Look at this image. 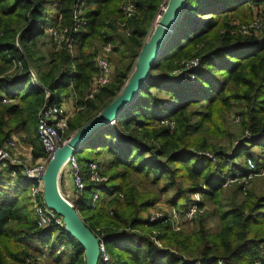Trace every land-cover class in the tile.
I'll use <instances>...</instances> for the list:
<instances>
[{
  "label": "trees",
  "instance_id": "16d2710c",
  "mask_svg": "<svg viewBox=\"0 0 264 264\" xmlns=\"http://www.w3.org/2000/svg\"><path fill=\"white\" fill-rule=\"evenodd\" d=\"M120 1L80 0L85 25L73 31L76 0H0V147L21 132L32 160L44 157L35 126L46 102L43 90L50 104L59 105L67 89L73 98L75 112L67 118L64 138L117 96L161 2L124 0L132 7L126 18ZM261 7L264 0H185L136 97L74 155L89 194L77 214L102 243L108 256L103 264H264V174L245 185L237 180L223 186L234 173L244 177L246 160L257 172L264 169V30L235 33L236 24L250 16L264 17ZM50 29L66 30L70 47H54ZM106 45L112 75L88 99L95 58ZM193 59L198 62L193 81L171 74ZM231 112L239 118L238 132L229 126ZM87 145L91 157L81 156ZM89 162L97 164L104 182L87 181ZM12 169L1 168L0 176ZM193 193L206 208L187 226L173 230L167 213L149 220L160 195L169 194L165 204L181 212ZM34 218L26 189L0 198V264L33 251L32 240L44 229H35ZM54 228L70 249L55 257L63 256L62 264H84L81 246ZM99 260L98 255L96 264Z\"/></svg>",
  "mask_w": 264,
  "mask_h": 264
},
{
  "label": "built area",
  "instance_id": "2783aa9c",
  "mask_svg": "<svg viewBox=\"0 0 264 264\" xmlns=\"http://www.w3.org/2000/svg\"><path fill=\"white\" fill-rule=\"evenodd\" d=\"M123 14L126 18L130 17L132 14V7L130 4H124L123 5ZM82 11L80 8V0H76L74 2V10L72 13V20L74 22V30L77 31L80 30L85 25L84 18H81ZM261 18V17H260ZM264 18V17H262ZM259 19V18H258ZM257 20V19H256ZM258 22H254L252 25H249V29H254L256 27H259ZM243 29V33L245 35L248 33ZM66 30H56V29H50L48 31V35L50 37V41L54 47H59L63 43L66 44V46L70 47V42L65 36ZM15 46L17 44L15 43ZM103 55L97 56L95 58V66L97 69V75L93 76L89 90L87 93L86 98L91 99L92 96L98 91L99 88L107 85V83L110 80V67L108 64V60L106 59L105 54L108 53L110 50V47L108 45L102 47ZM198 67V62L196 59L190 60L187 63L184 64V69L182 70H176L171 72L172 75L175 77H178L183 80L193 81L194 76L193 72ZM29 77L31 81H35L34 75L31 71L28 72ZM44 91V100L46 101L43 106L40 108L39 112L37 113L36 117V135L40 142V145L42 147L44 157L40 158L37 163H35V166L25 170V168L21 167L18 163H13L10 160V152L14 150L15 143L12 139H8L1 147H0V167L4 168L5 165H9L11 167H17L19 171H21V176L32 182L30 186V200L32 201L33 206V213H34V220H35V226L37 229H42L45 227H57L60 228L62 231H64V227L62 224L61 217L56 215L53 211L49 210L45 207L42 200L37 201L36 197L41 194L42 190V176L44 174L45 168L47 163L52 159V155L54 151L58 148H60L65 143L64 133L66 130V122H67V116L65 115L64 109L57 104H50L47 102V99L49 97V93L45 90ZM5 101L2 100V103ZM238 118V116H236ZM239 120V118H238ZM244 136L247 135V131H244ZM235 144H238L239 141H235ZM201 155H204L210 159L212 157L207 153H199ZM24 166V165H23ZM68 167V170L71 175V181L74 188V191L76 194L81 196L82 192L85 189V184L82 179V174L80 172L79 166L77 164V161L74 157V155L69 156L65 163L64 167ZM246 171L244 174V177H240L239 173H234L233 176L227 177L224 182L223 186H227L231 183L236 182L237 180H241L244 185L247 184V182L251 181L255 177L262 176L264 174V169L257 172L255 170V167L253 163L250 160L245 161ZM23 168V169H22ZM12 175H15L14 170H12ZM86 178L87 181L91 183L99 184L101 182L105 181V178L102 177L99 174L98 166L95 162H89L86 165ZM240 178V179H239ZM97 198V193L94 192L92 194V200L94 201ZM190 204L186 207L185 210H182L180 212L182 220L190 221L192 216L196 213H202L203 209L199 206L200 203V196L198 193H193L190 195ZM71 207L77 209L73 204L70 205ZM173 215L168 216L169 212L167 211L166 219L169 221V223H172L175 225L178 220L177 214L174 212V209L171 211ZM164 213L160 211V213L152 214L149 216L150 221H156L160 218H163ZM65 232V231H64ZM157 245V244H156ZM47 246V245H44ZM47 251H53L54 249L58 248L60 252L62 250V246H47ZM52 249V250H51ZM98 251H99V262L100 264L106 263L108 261V256L104 253V248L102 243L99 240L98 243ZM19 264H36L32 259L25 258L23 259Z\"/></svg>",
  "mask_w": 264,
  "mask_h": 264
},
{
  "label": "water",
  "instance_id": "95a60500",
  "mask_svg": "<svg viewBox=\"0 0 264 264\" xmlns=\"http://www.w3.org/2000/svg\"><path fill=\"white\" fill-rule=\"evenodd\" d=\"M163 1L159 7L163 5ZM184 1L170 0L168 10L164 14L159 28L152 34L151 26L153 21L151 22L144 38L145 42L136 57L133 70H131L128 79L125 81L117 96L96 117L69 135L65 139V143L54 151L52 159L46 165L42 176V202L46 208L61 217L65 233L81 246L84 264H96L99 255V240L83 225L77 214V209L67 204L56 193L55 187L59 192L60 176V173L59 175L57 173L61 164L63 162L65 163L69 156L75 155L95 130L103 125L112 124L118 113L126 109L132 99L136 97V94L148 78L151 65L159 55V51L165 43L167 35L172 32L173 26L178 21ZM160 10L158 8L156 14Z\"/></svg>",
  "mask_w": 264,
  "mask_h": 264
},
{
  "label": "rangeland",
  "instance_id": "374dc122",
  "mask_svg": "<svg viewBox=\"0 0 264 264\" xmlns=\"http://www.w3.org/2000/svg\"><path fill=\"white\" fill-rule=\"evenodd\" d=\"M126 1H120V6L119 7H121L124 3H125ZM169 3H170V0H164L163 1V5L161 6V7H159L161 10H160V12H162V15H159V13H157L156 15H155V21H154V23H153V26H154V29L151 31V34L153 33V32H155L156 30H157V28H158V26L160 25V23H161V20H162V18H163V16H164V14L167 12V10H168V7H169ZM261 9L262 10H260L261 12H259L260 14L259 15H261V16H264V8L263 7H261ZM247 19L249 18V16H247L246 17ZM240 21V20H239ZM236 22L237 21H235V24H236ZM254 22H258L257 24H259V27H256V28H254V29H249L248 27H249V25H252ZM234 24V25H235ZM237 25V27H236V29H235V33H236V35L237 36H243V35H245V33H243V29H247L248 28V30H245L246 32L248 31V33L246 34V35H249V34H252V35H258L259 33H261L263 30H264V18H259V19H252V17L250 16V18L248 19V22L247 23H245V24H236ZM173 30V29H172ZM172 33V32H171ZM170 33V34H171ZM170 34H168L167 35V37H166V41H167V38H168V36L170 35ZM48 35V34H47ZM149 36H150V34H149ZM165 41V42H166ZM145 42V41H144ZM165 44V43H164ZM53 47V46H52ZM55 49V48H54ZM101 50H102V48H101ZM105 56H107L106 57V59L107 60H109L110 61V59H112V57H113V55L111 54V50H109L108 51V53L107 54H105ZM108 61V64H109V67H110V72H111V74H110V76L112 75V62H109ZM134 63H133V65H132V67H131V69H130V71L128 72V75L130 74V72H131V70H133V67H134ZM8 75H10L11 74V71H9L8 73H7ZM128 75H127V77H126V80L128 79ZM69 91V89H67L65 92H66V96H63V94L60 96V99H61V101H63L64 99V97H66L67 98V96L68 97H71V95H70V93H67ZM72 98V97H71ZM133 100V99H132ZM60 101V102H61ZM63 106L64 108L66 107V108H68L69 109V104L67 105V104H64V101L62 102V104H60V106ZM61 106V107H62ZM62 107V108H63ZM128 107V106H127ZM127 107H126V109H127ZM63 108V109H64ZM228 123H229V126L233 129V131H235V132H238V124H239V120H238V118L235 116V114L233 115L232 114V112L229 114L228 113ZM23 134L21 133V132H18V133H16L15 135H12L11 136V139L14 141V143H15V147H14V150L10 153V160L13 162V163H18L19 165H21L20 166V169H21V167H23V168H25V170H28V169H30V168H32V167H34L35 166V164H34V162H31V161H28V160H26V157H24V153H26V149H27V147H26V144H24V143H22L21 141H20V139L22 140L23 139ZM66 139V138H65ZM15 151H16V153H15ZM81 156H89V157H91V152H90V150H89V145H87L85 148H84V150L82 151V153H81ZM235 162H238V159H236L235 160ZM24 165V166H23ZM6 166L7 165H5V168H6ZM9 166V165H8ZM1 168V167H0ZM22 168V169H23ZM12 170H14V172H17V171H19L18 170V168L17 167H14ZM229 172V169H227V168H225V172ZM20 173H21V171H19ZM99 174H100V172H99ZM9 176H10V178H9V182H7L6 184H5V186L6 187H8V185H9V183H11V182H13L14 181V179H17V176L16 175H12V171L10 170V172H9ZM260 177L261 176H259V177H255V180H257V179H260ZM82 179H83V181H84V177H82ZM131 183H133L134 185H136L135 184V182H131ZM85 184V183H84ZM85 190V189H84ZM42 191V190H41ZM154 191H156V190H154ZM57 193H58V195H60L66 202H68L70 205H72V201L69 199L68 200V198H67V196H65V195H63V194H61V191H60V188H59V192L57 191ZM28 194L30 195V188H29V192H28ZM40 195V197H41V199H42V192H41V194H39ZM88 192L85 190V191H83L82 192V197H81V199H80V201H81V205H80V207H78L79 208V210H80V214L83 212L82 210L84 209V207H85V205L87 204V199H88ZM169 194H167V195H160V198H159V202H157L155 205H154V207L151 209V210H149V216H151L152 214H156V213H160V211H162L163 213H167V211L169 212V214H168V216L170 215V213H171V215H173V213L171 212L172 211V209L169 207V206H167L166 204H165V199L167 198V196H168ZM243 196V195H242ZM2 196H1V194H0V198H1ZM93 201V200H92ZM202 209H203V212L205 211V208L206 207H201ZM174 212L177 214V216H178V220H177V223H175V225L174 224H172L171 223V225H172V229L173 230H175V231H177L180 227H181V225L182 226H187L188 225V221H185V220H182V218H181V215H180V211H177V210H175L174 209ZM34 225H35V220H34ZM211 225L213 226V224L211 223ZM35 229H36V226H35ZM52 230H51V234H52V238H53V241L52 242H45V244L47 245V246H50V245H52V244H57V243H59V242H63L65 245H66V253L68 252L67 251V249H68V244H67V242H66V239H65V237L64 236H62V235H60L59 234V231L57 230V229H55L54 227H52L51 228ZM36 231H38V230H36ZM150 239H152L154 242H155V240L151 237ZM32 243H33V247L34 248H39V250L38 251H36V252H31V251H28L27 253H29V255H26V256H24V255H22L21 256V259L18 261V262H15V261H12L10 258H8V257H5L6 258V261L8 260L9 261V263H8V261H7V264H19L23 259H25V258H29V259H32L36 264H46L45 262H47V261H45V259H49V257H52V256H55V255H57L58 253H56L57 251H59V249L58 248H56V249H54L53 251H47L46 249H48L47 248V246H42L41 247V245L40 246H38V244H37V241L36 240H32ZM156 244H157V246H159V244H158V242H156ZM25 250L27 251V247H25ZM52 250V249H51ZM61 251V250H60ZM48 255H50V256H48ZM52 255V256H51ZM48 261H50V259L48 260ZM48 263V262H47Z\"/></svg>",
  "mask_w": 264,
  "mask_h": 264
},
{
  "label": "crops",
  "instance_id": "0c3cea01",
  "mask_svg": "<svg viewBox=\"0 0 264 264\" xmlns=\"http://www.w3.org/2000/svg\"><path fill=\"white\" fill-rule=\"evenodd\" d=\"M161 2H162V0H161ZM161 2L159 3L158 8H159ZM158 8H157V10H158ZM143 43H144V41H143ZM101 55H103V50H101V51H99L97 53V56H101ZM134 64H135V62H134ZM112 71H113V66H112ZM63 96H65V93H63ZM63 99H64L63 100L64 101V104H67V105L69 104V109L66 108V107L64 108L61 105L64 108L65 115L68 118V117H70L72 115L73 112H75L74 101H73V98L68 97V96H67V98L64 97ZM63 101L59 102V105L62 104ZM35 125H36V120H35ZM9 139H11V137ZM20 141L22 142L21 139H20ZM26 147H27L26 153H24V157H26V160L31 161V162H34V164L37 163L39 159L32 160L31 153H30L31 152V147L29 145H26ZM15 153H16V151H15ZM87 157H89V156H87ZM4 175L5 174L3 173V175L0 176V182L2 183V185H3V182L4 181L9 180V178H10L9 175L6 178H5L6 175L5 176ZM17 175L16 176L18 178L17 179H14L13 182L9 183L8 187H6L5 184L3 185L2 190H1V193H0L3 198L4 197L7 198L10 195L18 194L21 190H25V189L27 190V193L29 192V188H30L32 182L29 181V180L24 179L19 172H18ZM82 177H84V175H82ZM59 188H60L61 194L67 196L68 200L70 199L72 201L71 203L78 209V207H80V205H81L80 199L82 197V194H81V196H79L78 194L75 193L74 188H73V185H72V181H71V175H70V172H69L67 166L64 167V168H62V170L60 172V176H59ZM28 197H29V199H31L30 196H29V194H28ZM51 228L52 227H50V226L44 228L40 232L39 236H36L37 238L34 237V239L37 241L38 246H40V243H41V242H38V240L39 239L41 240V238L45 242H52L53 241L52 234H51V230H52ZM52 246H62V250L63 251H66L65 250L66 247H64V243L63 242H59L57 244H52ZM32 248H33V251L32 252H36V251L39 250V248H37V247L34 248L33 247V243H32ZM69 250L70 249L68 248L67 251L69 252ZM48 256H50V255H48ZM49 259H50V261H48ZM49 259L48 260L45 259V261L48 262V263L45 262L46 264H62V263L65 262L64 257L61 256V255H59V257L52 256V257H49Z\"/></svg>",
  "mask_w": 264,
  "mask_h": 264
},
{
  "label": "bare ground",
  "instance_id": "6f19581e",
  "mask_svg": "<svg viewBox=\"0 0 264 264\" xmlns=\"http://www.w3.org/2000/svg\"><path fill=\"white\" fill-rule=\"evenodd\" d=\"M159 15H162V12H160L159 13ZM154 23V22H153ZM160 26V25H159ZM159 26H158V28H159ZM157 28V29H158ZM154 29V26H153V24H152V27H151V31ZM64 163V162H63ZM63 163L61 164V166H60V168H59V171H58V173H57V175H59V173H60V171L62 170V165H63ZM55 191H56V193H57V189H56V187H55ZM58 194V193H57ZM60 196V195H59ZM61 197V196H60ZM62 198V197H61ZM67 204H69L68 202H66Z\"/></svg>",
  "mask_w": 264,
  "mask_h": 264
}]
</instances>
